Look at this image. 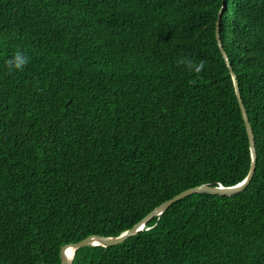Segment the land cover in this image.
<instances>
[{"label":"trees","instance_id":"16d2710c","mask_svg":"<svg viewBox=\"0 0 264 264\" xmlns=\"http://www.w3.org/2000/svg\"><path fill=\"white\" fill-rule=\"evenodd\" d=\"M223 0H0V264H60L251 154L215 37ZM219 35L256 166L71 264H264V0H224ZM17 50L30 62L9 74ZM205 60L199 76L180 57Z\"/></svg>","mask_w":264,"mask_h":264},{"label":"water","instance_id":"95a60500","mask_svg":"<svg viewBox=\"0 0 264 264\" xmlns=\"http://www.w3.org/2000/svg\"><path fill=\"white\" fill-rule=\"evenodd\" d=\"M225 2L224 0L222 1L221 9L218 13L217 21L215 24V37L217 41V45L219 47V50L222 54L223 59L225 60L228 69L231 72L232 78H233V83H234V88H235V94L236 98L238 101L239 109L241 111V116L244 122V126L246 129L247 137H248V142H249V147H250V154H251V161H250V166L247 175L243 180L240 182L230 185V186H223V185H216V186H211L208 184H200L188 189H185L175 196L171 197L170 199H167L166 201L162 202L158 206H156L153 210H151L145 217H143L140 221L135 223L133 226L130 228L126 229L119 235L115 236H104V235H99V234H92L89 235L83 239H81L78 242L75 243H69L65 244L61 247L60 250V256H61V262L60 264H71V260L73 259V255L76 249L86 246V245H100L103 247H108L112 245L119 244L123 241H125L127 238L130 236L136 234L138 231L142 230L147 222L151 220L154 216L160 215L165 209H167L172 203L190 195L196 192H201V193H213V194H221V195H233L238 192H241L251 181L254 171H255V166H256V150H255V141H254V135L252 131V127L250 125L245 106L243 104L239 87L237 84L236 76L234 72H232L231 65L228 61V56L223 48L222 42L220 40V35H219V20L220 16L222 13V8L224 6ZM69 249H71V254L69 259Z\"/></svg>","mask_w":264,"mask_h":264},{"label":"clouds","instance_id":"9594fccd","mask_svg":"<svg viewBox=\"0 0 264 264\" xmlns=\"http://www.w3.org/2000/svg\"><path fill=\"white\" fill-rule=\"evenodd\" d=\"M29 62L30 58L24 52L17 50L5 61V67L7 68L9 74L14 72H22ZM205 65V60L201 59L197 61L187 56L180 57L177 60V66H184L196 76H199V74L204 70Z\"/></svg>","mask_w":264,"mask_h":264},{"label":"bare ground","instance_id":"6f19581e","mask_svg":"<svg viewBox=\"0 0 264 264\" xmlns=\"http://www.w3.org/2000/svg\"><path fill=\"white\" fill-rule=\"evenodd\" d=\"M69 251H70V252H68V253H69V259H71V257H70V254H71V249H69Z\"/></svg>","mask_w":264,"mask_h":264}]
</instances>
